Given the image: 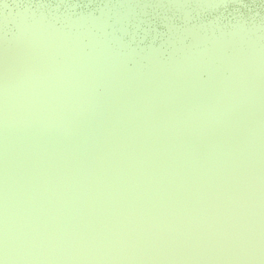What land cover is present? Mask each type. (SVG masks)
<instances>
[{"label": "rangeland", "instance_id": "1", "mask_svg": "<svg viewBox=\"0 0 264 264\" xmlns=\"http://www.w3.org/2000/svg\"><path fill=\"white\" fill-rule=\"evenodd\" d=\"M220 28L207 48L200 31L192 46L180 39L181 50L174 39V79L187 91L149 56L147 74L174 100L150 93L145 80L130 93L116 51H91L108 58L105 79L119 93L93 100L92 91L77 95L85 89L78 71L106 81L79 44L52 58L8 52L0 62V264H264V42L254 45L242 24ZM238 37L245 45L235 46ZM33 85L40 100L28 94Z\"/></svg>", "mask_w": 264, "mask_h": 264}, {"label": "water", "instance_id": "2", "mask_svg": "<svg viewBox=\"0 0 264 264\" xmlns=\"http://www.w3.org/2000/svg\"><path fill=\"white\" fill-rule=\"evenodd\" d=\"M123 1L124 3L122 0H85L83 4H72L67 8H65V6H60L56 9L57 14L55 15L52 9L40 6L42 0H5L3 4H0V20L2 19V23L0 22V31L5 33L7 37L18 32L19 28L17 23L10 18H5V16L24 11L31 18L33 15L35 17H42L44 29H51L53 31L59 30L64 33H67L68 31L77 33L81 38V42L84 44L83 46H85L86 52L87 49H89V43H92L91 36L93 34L94 39H96L95 43L97 44V48L101 49L104 45H109V47L122 55V60L119 57V60H114V62L118 70V80L129 89L130 93H136L137 89L142 86H138L137 84L141 83L142 80H145L144 82H148L150 86L147 84H143V86H146L150 93L152 92L162 99L164 97L169 100H174V97L159 83V79L158 81H155L153 80V75L147 74L146 70L149 68L150 63L154 61L150 59L149 56L154 55L160 57L165 75L169 78L172 77L171 80L174 84L182 89L185 88L184 91H187L184 81L174 79V67L172 68L170 54L175 47L173 41L176 39L178 48L180 39H182L187 47H189V45L192 46L195 43L194 35L200 31L201 35L205 34V37H207L206 39L204 37L202 41L199 40V43L201 44L200 46L206 48L209 47L210 40L208 37L214 35V32L216 35H221L222 33L220 27L216 26L212 28L213 26H211L218 18V14L214 10L215 6L203 3L201 0ZM52 6L55 7L54 2L52 3ZM102 6H105L107 11H102ZM115 7L120 8V15L123 16L122 23L120 22L119 24H116L114 22ZM233 8H239L240 12L248 20L247 24L242 25L246 31L247 37L254 38V45L258 40L261 41L259 43L264 42V0H243L242 4L230 5L229 11ZM186 11L188 12L187 15L185 14ZM103 13L107 17H105V15L103 16ZM85 15H87V17L95 18L93 22L86 18L88 19L87 23H89L92 28L91 35L85 32V29L87 28L86 24L82 26V24L77 21V18H83ZM235 27L237 26H227L222 29L226 28V32H229L230 30L232 31L235 29ZM170 29H173V31H170ZM213 29H215V31L212 32ZM206 41H209V44L206 43ZM234 41L236 47L245 45L244 37L235 38ZM194 48L195 47H193V49ZM232 48L233 46L231 47V50ZM176 50L177 49H174V52ZM228 52H230V50H228ZM180 54L183 55L182 51L176 52V55ZM49 55L52 58V52H49ZM87 55L89 67L101 71L102 76L99 77L103 78L106 83L104 82V85L100 81L92 83L88 79L87 74H83L85 70L83 72L78 71V76H75L76 80L78 82L80 81L85 89L82 88L83 93L77 95H88L87 92L92 91V93L89 94L92 100L95 95L101 96L103 93L110 94L112 97L116 98L119 94L117 88H112L110 86V81L105 79V77L111 75L110 72L108 73V58L98 57L95 52L87 53ZM111 56L115 57L116 55ZM72 60L73 66L76 68V61L73 58ZM158 60L160 61V59ZM56 61L59 62L58 60ZM53 64L52 75L55 74L56 76H61L63 71L61 69H55ZM222 66L221 71L230 75L231 67L228 65ZM141 68H143L142 71ZM136 69H140L141 72H135ZM26 75V79L31 78V75ZM7 76L8 74L5 73L2 77L7 78ZM198 77L202 80L208 79V71L204 68L199 69ZM27 81L28 85H30V80ZM7 86L10 91L12 86ZM135 87L138 88L135 89V91H132ZM27 90L29 95H33L37 100H40V95L42 94L38 87H35L34 85L29 86ZM6 93H8V91H6ZM142 93L144 94L143 99L145 100L143 103L150 110H155L156 103L154 100L152 101V96H149V94H146L141 90L140 94L142 95ZM71 96L73 100L77 97L74 93H71ZM9 97H11V101L14 102L21 99L19 95H14V92H9ZM16 98H18L17 101ZM76 103L80 105L77 107H83L91 112L94 111L95 113H98L93 105H86L80 101ZM192 104L194 105L195 103ZM74 108H76V106H74ZM63 109L61 108L62 111ZM40 115H42V112ZM34 153L36 154V152Z\"/></svg>", "mask_w": 264, "mask_h": 264}, {"label": "bare ground", "instance_id": "3", "mask_svg": "<svg viewBox=\"0 0 264 264\" xmlns=\"http://www.w3.org/2000/svg\"><path fill=\"white\" fill-rule=\"evenodd\" d=\"M122 2L124 3L123 0ZM103 8L106 10L105 6H102L101 8L102 11H104ZM114 11H115L114 22L116 24H119L123 20L122 18L123 16L120 15L119 12L120 8L115 7ZM185 14L187 15L188 12L186 11ZM105 17L107 16L105 15ZM5 18H10L14 20L15 23H17L18 25L19 31L9 37H7L5 33H2V31H0V36H2V39H0V62L2 63L9 61V59L6 60L8 52H13V51H29V50L37 49L43 53L52 52L51 55L52 57H54V55L60 57L61 53L74 54L75 47L72 46H74L76 43L83 48L82 50H84L85 54L90 53L91 51L96 52L105 49L115 52V50L109 47V45H104L101 49L97 48V44L95 43L96 39H94L93 34L91 36L92 43H89V49H87L86 52L85 46H83L84 44L81 42V38L77 33L69 32V31L67 33H64L63 31H59V30L53 31L51 29L50 30L44 29L42 17L41 18L35 17L33 15V17L31 18L24 11H19L17 12V14L7 15L5 16ZM80 18L82 22L80 24H82V26L86 24L87 26L85 32L91 35L92 28L90 27V24L87 23V21L88 19L92 20L94 18L91 19V17H87V15H85L83 18L82 17ZM93 21L94 20H92L91 22ZM0 22L2 23V19L0 20Z\"/></svg>", "mask_w": 264, "mask_h": 264}, {"label": "snow or ice", "instance_id": "4", "mask_svg": "<svg viewBox=\"0 0 264 264\" xmlns=\"http://www.w3.org/2000/svg\"><path fill=\"white\" fill-rule=\"evenodd\" d=\"M5 0H0V4H3ZM55 3V7L52 3ZM85 0H42L40 3L41 7L52 9L56 15V9L60 6H68L72 4H83ZM203 3L211 4L215 6V11L218 14V18L211 25L213 27H227V26H238L241 24H247L248 20L240 12L239 8H233L229 11V6L232 4H242L243 0H201ZM2 39V36H0Z\"/></svg>", "mask_w": 264, "mask_h": 264}]
</instances>
